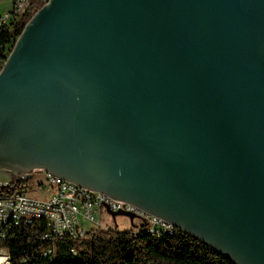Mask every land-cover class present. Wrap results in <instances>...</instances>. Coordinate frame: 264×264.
Segmentation results:
<instances>
[{"label": "water", "instance_id": "95a60500", "mask_svg": "<svg viewBox=\"0 0 264 264\" xmlns=\"http://www.w3.org/2000/svg\"><path fill=\"white\" fill-rule=\"evenodd\" d=\"M34 169L264 264V0H46L0 66L5 184Z\"/></svg>", "mask_w": 264, "mask_h": 264}, {"label": "trees", "instance_id": "16d2710c", "mask_svg": "<svg viewBox=\"0 0 264 264\" xmlns=\"http://www.w3.org/2000/svg\"><path fill=\"white\" fill-rule=\"evenodd\" d=\"M42 4V0H29L16 21L0 26V58L7 54L25 22ZM17 186L18 182L0 184V193ZM136 228L88 227L82 238L55 241L53 255L43 257L38 252L47 243L39 238L43 221L31 219L4 232L0 247L8 252L9 264H232L178 228L157 233Z\"/></svg>", "mask_w": 264, "mask_h": 264}, {"label": "built area", "instance_id": "2783aa9c", "mask_svg": "<svg viewBox=\"0 0 264 264\" xmlns=\"http://www.w3.org/2000/svg\"><path fill=\"white\" fill-rule=\"evenodd\" d=\"M42 1L46 2V0ZM9 2V8L0 12V26L16 21L29 0H9ZM6 55L0 58V66ZM34 170L42 173L41 177L45 182L43 184L38 181L36 185V190L42 192L41 196H29L20 189L0 193V236L20 222L41 219L43 230L39 238L47 243L44 246H38L40 256L51 257L57 240L82 238L86 228L102 227L98 221L100 209H104L105 212L107 209L131 212L133 215L131 221L136 220L137 226L147 233L169 231L172 228L165 221L147 214L130 203L83 188L49 172ZM45 185H47L46 189ZM132 229L137 230L136 227ZM69 251L74 252L72 248ZM0 264H9L8 252L3 247H0Z\"/></svg>", "mask_w": 264, "mask_h": 264}, {"label": "rangeland", "instance_id": "374dc122", "mask_svg": "<svg viewBox=\"0 0 264 264\" xmlns=\"http://www.w3.org/2000/svg\"><path fill=\"white\" fill-rule=\"evenodd\" d=\"M10 6L9 0H0V12H3L5 9H8ZM41 172L37 170H32L29 176L23 178L22 180L18 181V186L14 188L12 191H16L18 189L25 192V194L29 196L39 197L42 195L41 190H36V185L38 181H41L43 184L45 182L42 180ZM10 179L0 178V184H5ZM47 188V185L44 186ZM10 191V192H12ZM98 221L102 227H111L116 230H128L130 228L137 226V221L129 222L128 218L122 214H115L113 218L105 212L104 209L99 210L98 214Z\"/></svg>", "mask_w": 264, "mask_h": 264}, {"label": "flooded vegetation", "instance_id": "af4514ba", "mask_svg": "<svg viewBox=\"0 0 264 264\" xmlns=\"http://www.w3.org/2000/svg\"><path fill=\"white\" fill-rule=\"evenodd\" d=\"M17 177V174L10 171L0 170V178L4 179H14Z\"/></svg>", "mask_w": 264, "mask_h": 264}]
</instances>
